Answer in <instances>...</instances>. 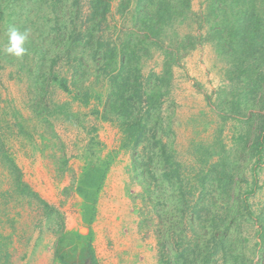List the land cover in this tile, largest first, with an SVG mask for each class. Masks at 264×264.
Segmentation results:
<instances>
[{
	"label": "trees",
	"instance_id": "1",
	"mask_svg": "<svg viewBox=\"0 0 264 264\" xmlns=\"http://www.w3.org/2000/svg\"><path fill=\"white\" fill-rule=\"evenodd\" d=\"M88 1L86 23L80 24L83 29L76 26L74 8L62 7L61 0L48 2L51 12L63 11L68 18L61 27H54L59 35L48 40L52 48H38V42L27 48L26 54L40 56L39 61L30 63L35 66L30 72L34 73L38 95L44 96L52 84L70 92V87H76L84 77H90L92 86L101 80L106 83L104 95L75 91L73 99L85 106L96 100L91 115L115 124L121 136L119 149L130 151V170L142 189L140 196L162 226L156 231L159 264H264V205L255 211L250 201L255 191L261 189L259 174L264 167V0H205L194 16L198 33L180 44L182 50L186 44L189 48L204 42L211 44L225 60L228 87L219 104L224 115L221 118L241 128L232 135L231 149L235 148V155L231 158L230 149L223 142L195 147L194 155L199 158L196 164L201 169L192 168L189 173H193L194 181L186 178L173 147V132L169 125L165 126L162 116L163 106L169 100L172 68L180 60L179 49L172 52L164 47V28H172L188 13L190 0H137L133 15L141 35L137 40L126 35L123 41L118 39L112 45L103 35L107 33L104 28L108 25L104 24L111 0ZM5 2L7 8L12 4V0ZM129 2L120 4L118 10L122 14L129 9ZM16 10L31 11L20 4ZM16 10L11 6L13 17L20 18ZM34 11L36 19H42L39 5ZM79 46H85V50ZM152 48L163 55V65L159 73L143 75L141 60ZM45 62L50 64L48 77ZM59 62L69 68L70 79L53 70ZM167 118L171 119V115ZM99 145L94 138L87 140V164L75 188L88 226L95 219L98 195L110 166V160L99 159L95 149ZM213 157L218 160L212 163L210 174L204 173ZM9 164L17 170L12 161ZM207 180L216 192L208 205L205 195L198 193ZM27 196L37 198L31 192ZM39 202L49 213V206L40 199ZM215 202L222 205L211 208ZM250 239H254L249 253L252 257L246 258ZM88 253L95 264L89 246ZM218 255L219 261L215 259ZM55 257L67 264L57 252Z\"/></svg>",
	"mask_w": 264,
	"mask_h": 264
},
{
	"label": "rangeland",
	"instance_id": "2",
	"mask_svg": "<svg viewBox=\"0 0 264 264\" xmlns=\"http://www.w3.org/2000/svg\"><path fill=\"white\" fill-rule=\"evenodd\" d=\"M5 1L0 0V264H62L55 257L56 252L67 264H93L88 246L95 264H159L156 231L162 226L140 196L142 189L130 170V151L119 149L121 136L115 124L91 115L96 100L85 106L73 99L75 91L104 95L106 83L101 80L92 86L90 77H84L76 87H70V92L52 84L41 96L33 83L34 73L30 72V68H35L30 63L39 61V54L31 52L18 59L6 52L11 26L28 33L27 48L31 49L33 42L44 50L47 46L52 48L48 40L56 39L59 32L54 27H61L67 15L63 11L51 12L50 0H39L36 4L32 0H12L14 10L19 4L31 10L22 13L16 10L21 15L16 18ZM74 1L61 0V5L76 10V26L83 29L80 24L87 17L89 1L77 0L76 5ZM204 1L190 0L188 13L174 22L172 28H164L163 33L164 47L172 52L179 49L180 60L172 68L169 100L163 106L162 116L165 126L169 125L173 132V147L186 178L192 181L193 173L189 176L192 168L201 169L196 164L199 158L194 155L195 147L223 142L230 149L231 158L235 155V148L231 149L232 135L241 130L221 118L224 115L219 104L228 87L225 60L205 42L194 48L187 44L183 50L180 48L182 42L198 33L194 16L201 11ZM122 2L127 0L110 2L111 10L104 24L108 25L104 28L107 33L103 34L110 45L118 43V39L123 41L126 35L135 40L141 35L133 15L137 0H130L124 14L118 10ZM37 5L43 12L40 20L34 14ZM8 19L11 22L7 23ZM96 36L94 32L93 37ZM79 49L84 51L85 46ZM44 65L48 77L50 64ZM162 65L161 52L149 49L141 60L142 74L159 73ZM53 70L70 79L64 63L59 62ZM89 138L100 143L95 148L99 159L110 160L90 226L84 222L82 200L75 191L86 168L84 154ZM217 160L218 157L211 158L204 173L210 174L212 163ZM9 161L17 170L10 168ZM259 186L261 189L250 200L255 211L264 205V167L259 174ZM204 189L198 193L205 195L208 205L216 192L209 180ZM29 192L37 198L27 196ZM39 199L49 206V213ZM221 205L215 202L210 207L216 209ZM253 243L254 239H250L246 245V258L252 257L249 253ZM215 259L219 261L220 256Z\"/></svg>",
	"mask_w": 264,
	"mask_h": 264
},
{
	"label": "clouds",
	"instance_id": "3",
	"mask_svg": "<svg viewBox=\"0 0 264 264\" xmlns=\"http://www.w3.org/2000/svg\"><path fill=\"white\" fill-rule=\"evenodd\" d=\"M9 42L6 52L15 58H23L28 49L26 42L28 41V33L19 31L15 26H11L8 30Z\"/></svg>",
	"mask_w": 264,
	"mask_h": 264
},
{
	"label": "crops",
	"instance_id": "4",
	"mask_svg": "<svg viewBox=\"0 0 264 264\" xmlns=\"http://www.w3.org/2000/svg\"><path fill=\"white\" fill-rule=\"evenodd\" d=\"M102 127H104V124H101ZM101 138V137H100Z\"/></svg>",
	"mask_w": 264,
	"mask_h": 264
}]
</instances>
